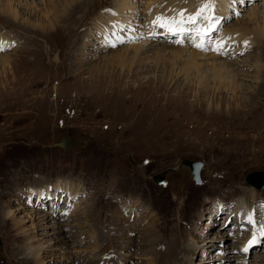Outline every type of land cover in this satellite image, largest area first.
Segmentation results:
<instances>
[{"label": "rangeland", "instance_id": "obj_1", "mask_svg": "<svg viewBox=\"0 0 264 264\" xmlns=\"http://www.w3.org/2000/svg\"><path fill=\"white\" fill-rule=\"evenodd\" d=\"M10 1L15 19L0 6V264H264V190L244 181L264 170V36L251 52L223 49L239 60L233 94L152 62L100 66L140 44L147 55L192 46L186 33H141L144 3L124 9L131 25H108L117 0H79L63 18L60 4L46 15L40 0ZM224 4L204 12L219 18L207 52L226 28L264 27V0ZM68 134L82 140L65 146ZM183 159L204 164L200 185ZM252 231L259 242L243 252Z\"/></svg>", "mask_w": 264, "mask_h": 264}, {"label": "bare ground", "instance_id": "obj_2", "mask_svg": "<svg viewBox=\"0 0 264 264\" xmlns=\"http://www.w3.org/2000/svg\"><path fill=\"white\" fill-rule=\"evenodd\" d=\"M106 1H108V0H106ZM117 1L118 2L115 6V11H113L114 13L111 14L109 17V20H108L109 24L108 25L115 24V23H122V22H124L127 25H131L132 24V20H131L132 18L131 17L133 16V12L130 11L128 13V16H127V15H125L126 13H124V9H126V8H128V9L135 8L136 9L140 3L141 4L144 3L145 4V7L143 8L144 15L142 16V18H141L142 20L139 23L141 33L147 32V34L150 37L154 36V34H156V33L158 35H168V36H169V34H171L172 36L173 35H175V36L180 35V38L183 36V34L186 33V35L189 34L190 36L193 37L192 42H191L192 46L190 45L191 47H186L180 43H179L180 45L178 44L176 46H175V44L174 45L170 44L167 46L161 45L160 48L153 49L152 53L150 55H147L146 54L147 51L145 48L143 49V51H141L142 45L140 44L139 46L137 45L136 47L133 48L131 55L127 52V50H123V51L115 52L110 57L107 56L108 58L105 61H103L100 64V66L116 65L120 69V71H122V70H125L126 67H128V68L137 67V68L142 69L146 63L152 62L156 66L157 65L162 66V70L166 69V67L169 66L170 67L169 71H168L169 76L172 73V71H174L173 69L178 70V74H182V76H184L185 82L188 81L189 83H195L196 86H201L203 88H210V84H211L212 85L211 87L215 90L223 89L225 91L226 90L230 91L233 94H236L239 91L240 85L235 78L236 77L235 73L231 70L232 66H235V67L240 66L237 63V61H239V60L237 58H235L233 60H228V59L224 58L225 55L223 56L222 52H223V49H224L226 44H222V43H227V44L233 43L234 45H232V46L238 47L237 50H240L243 47H245V48L251 47V49L249 51V52H251L254 49V46H256L254 44L256 43L258 37L264 36V27L261 28L259 26H255L253 29H248L246 27H243L240 24H237V26L233 25L231 28H226L222 31L221 36L217 35L216 38H214L217 40L213 44H210V47L213 48L212 51L209 50L210 52H207L208 44H206V43H208V41H211V38H209V36H210L209 33L211 31H207V32L205 31L206 29L210 28V27L206 28V25L212 26L215 23V29L218 28L219 24L216 22L219 21V18L215 14L208 13V16H207V17L213 16V18L215 17L216 19L214 21L205 19L206 16L204 15V13H203V16L201 18L196 20L195 23H189V22H187V20L184 19L183 20L184 26L182 28H176L175 30H170L169 32H167L165 34H164V30L167 26L159 27V26L154 25V24H152L153 26H151L150 24H146L147 22L151 23L157 16L172 17L173 15H176L180 10H186L184 15H187L190 12H192V14H195L197 11L196 9L200 6H202V4L205 2V0H167V1L148 0L147 2H145V0H129L128 2L126 0H117ZM226 1L227 0H212V5H214L216 8H218L220 6V3H222V5L219 9V12H220V10H222L223 7L226 5V4H224ZM237 1H241V0H237ZM71 2H73L75 4L71 6V4H70ZM80 2H79V0H77V2H76V0H40V3L42 4L41 10L45 11L46 15H48V13L51 12L50 10H52V12H56V8L59 7V4H60L62 6V10L60 13L56 12L57 16L60 18H63L65 16L68 17L70 15L69 14L70 10L73 11L74 9H78L79 7H81L83 5V3H80ZM113 3H114V1H113ZM129 3H131V5H128ZM33 4L34 3L32 0V2L29 3L30 9H32V7H34ZM136 4H137V6H136ZM162 5H165V6L162 8ZM0 6H2V14H4L5 16L11 17L13 19H15L17 17L18 10H17V4L15 1L11 2L10 0H5L4 2H1V0H0ZM36 9L38 11H40V9H38V8H36ZM107 9H110V8H107ZM135 9H133V10H135ZM136 13H135V15H136ZM146 14H147V16H146ZM249 16L250 17L251 16L252 17L257 16L255 9H251L249 11ZM95 17H93L92 19H94ZM98 17H101V19H102L101 22H103V20H104L103 15L98 16ZM220 17L222 18V20L219 23L222 24L221 22L224 21L226 16L222 15ZM176 18L180 19L179 17H176ZM144 19H145V21H144ZM204 23H206V24L204 25ZM26 24H30V22L27 21ZM83 24H84V22H83ZM30 25L34 26L33 24H30ZM149 25H150V28H148ZM187 26H188V28H187ZM203 26H204V28H202ZM233 28H238V29L236 30V32H234ZM99 29L100 30L102 29L101 25H99ZM105 30L108 31L109 29H105ZM206 38L208 39V41L206 40ZM244 41L248 42L247 46H245ZM236 43H238L239 45H237ZM228 47H229V45H228ZM166 50H168L167 53H165ZM213 51H216L215 53H219V56L215 55V53L212 54ZM186 52H188V54H186ZM3 62H5V60ZM204 65L209 70L210 78H208L206 73H203V66ZM244 66L245 67H241V68H247L248 67L246 65H244ZM258 67L259 66H257V68ZM238 71L240 72V68L237 69V72ZM263 88H264V85H260V91H262ZM240 204H242V203H240ZM236 207L238 209L239 201L237 202ZM240 218L244 219V217H241V216H240ZM240 218H238L237 220L241 222ZM254 234L255 233H253L251 236H253ZM91 238H92V236H91ZM91 238H90V240H91ZM74 243L75 242H73V244ZM193 246H194V249L196 250L197 249L196 244H194ZM39 250H44V244L40 245ZM206 262L209 263L210 260L204 261L203 263L205 264ZM171 264H189V263H186V262L181 260V261H174Z\"/></svg>", "mask_w": 264, "mask_h": 264}, {"label": "snow or ice", "instance_id": "obj_3", "mask_svg": "<svg viewBox=\"0 0 264 264\" xmlns=\"http://www.w3.org/2000/svg\"><path fill=\"white\" fill-rule=\"evenodd\" d=\"M212 6V0H205V2L202 4L201 8H199L195 14L188 16L187 20L189 23H195L197 19L201 18L203 16V13L207 10H209ZM107 11V10H106ZM186 10H180L177 13V17L180 19H177L176 17H164V16H157L152 23L154 25H157L159 27H165L168 26L170 30H175L179 27L180 24H182L184 13ZM207 20H213V17H205ZM218 23V22H216ZM215 30V23L210 26L209 29H206L205 31H214ZM247 41H244L245 46H247ZM198 46V45H197ZM3 42L0 41V51H3ZM249 222H251V217H249ZM260 235L264 236V228L261 229ZM259 242V238L254 234L252 238H250L247 243L243 246L241 249L243 252H248L256 243Z\"/></svg>", "mask_w": 264, "mask_h": 264}, {"label": "water", "instance_id": "obj_4", "mask_svg": "<svg viewBox=\"0 0 264 264\" xmlns=\"http://www.w3.org/2000/svg\"><path fill=\"white\" fill-rule=\"evenodd\" d=\"M81 140V138L75 139L74 143L78 144V142H80ZM179 167H187L191 173L193 182L195 184L201 183L202 163L194 162L192 160H181L179 163ZM162 179L163 178L161 176L152 177L153 182H155L156 184H160ZM244 181L252 187L258 190H262L264 188V171L250 172L244 177Z\"/></svg>", "mask_w": 264, "mask_h": 264}, {"label": "flooded vegetation", "instance_id": "obj_5", "mask_svg": "<svg viewBox=\"0 0 264 264\" xmlns=\"http://www.w3.org/2000/svg\"><path fill=\"white\" fill-rule=\"evenodd\" d=\"M69 135H70V134H68L67 137H64V142H63V144H64L65 146H72V144H74V140H75V139H73L72 136H69ZM77 139H78V138H77ZM70 140H71V141H70ZM74 145H75V144H74ZM74 145H73V146H74ZM73 146H72V147H73Z\"/></svg>", "mask_w": 264, "mask_h": 264}]
</instances>
